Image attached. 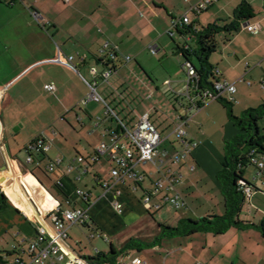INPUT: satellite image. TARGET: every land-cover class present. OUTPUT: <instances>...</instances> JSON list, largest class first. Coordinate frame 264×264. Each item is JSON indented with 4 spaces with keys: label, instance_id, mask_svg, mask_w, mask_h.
<instances>
[{
    "label": "crops",
    "instance_id": "0c3cea01",
    "mask_svg": "<svg viewBox=\"0 0 264 264\" xmlns=\"http://www.w3.org/2000/svg\"><path fill=\"white\" fill-rule=\"evenodd\" d=\"M199 1L0 0V191L8 199L7 207L0 215V242L4 247L0 254L9 259L19 254L26 257L37 228L42 226L51 231L52 214L82 207L84 203L77 190H83L91 201L85 208L89 220L94 222L93 229L102 237L107 230L99 202L105 203L112 213L115 198L123 204L122 213L116 212L121 216L115 217L117 221L113 229L107 231L112 237L110 246L119 251L128 239L133 238V233L137 234L140 245L121 253L117 261L135 264L134 260L141 258V264H229L230 259L231 264H236L237 259L239 264L250 263L256 255L254 237L262 235L258 228L242 230L232 227L219 236L198 232L190 236L164 237L159 225L153 222L159 215L163 221L161 224L176 226L184 217L200 218L224 213L221 185L217 180L223 159V150L219 147L222 141L236 134L237 129L228 117L221 125L220 145L213 141L209 129L215 114L221 110L219 100H211L189 113L186 128L189 137L198 141V146L180 164H168L172 171L182 174L181 181L175 184L170 194L179 193L186 202L184 207L175 209L167 204L150 210L145 207L143 195L153 189L156 181L164 178L153 164L136 166L144 177L134 189L135 184L130 181L111 180L112 164L108 156L92 158L96 145L101 141L109 142L112 131L119 130V123L108 119L101 105L82 103L89 92L88 81L82 75L84 70L90 75L91 83L97 82L98 91L127 125L133 126L142 114L148 112L166 138L161 148L170 154L180 149L172 131L174 114L182 112L181 104L186 103L182 95L186 87L185 62L177 70L160 68L154 65L149 54L157 59L173 60L170 54L185 59L175 49V41L181 46L195 47L196 39L194 35L179 33L174 23L181 22L186 13H192L189 14L191 23L200 30L211 24L228 27L236 20L238 7L242 4L252 7V16L241 20L238 30L224 27L215 34L217 47L210 54L209 62L219 74L213 75L211 81L235 84L237 91L234 95L228 92L222 95L235 102L232 106L235 114L237 106L243 113L264 103V0H216L199 14L190 12ZM34 9L40 11L41 19L33 17ZM166 35L173 42L166 40ZM57 38L61 47L57 46ZM151 45L156 48L155 53L151 52ZM113 52L116 57L110 59ZM59 56L62 60L72 56L76 70L56 62ZM109 65L113 66V73L105 80L102 73ZM93 67L97 69L95 74L92 73ZM246 79L259 84L263 91L252 88L253 83ZM46 84H54L55 91L46 90ZM39 91L48 92L55 98L58 108L53 109L52 117L55 122L59 120L67 125L62 131L55 127L39 130L23 147H19L18 138L27 126L26 121L31 122L30 111L37 103L41 104ZM211 107H214L213 111L208 112ZM41 109L42 106L37 109L39 114ZM56 113L62 117L57 119ZM39 114L36 111L37 119ZM91 127L94 133L88 134ZM41 134L49 148L28 161L29 145ZM82 134H85L84 138ZM55 145L58 153L52 152ZM68 145L71 150L66 149ZM21 151H24V159ZM81 155L86 159L83 163L78 160ZM58 158L61 162L55 171H48V164ZM102 162L108 167L105 172L100 167ZM191 164L195 165L193 170L189 168ZM256 171L254 185L258 189L245 200L242 211L246 209L249 213L245 221L260 224L264 208L255 200L258 197L264 201V182ZM84 175L95 176L93 189L80 186ZM58 180L62 181V186L57 185ZM103 181L111 183L110 190L105 191ZM199 182L208 185L209 193L205 196L211 207L207 210H201L195 202L201 197L196 187ZM116 191H120V195L116 196ZM221 207L223 211L220 212ZM125 230L131 231L130 236L116 242ZM68 237L63 244L65 249L83 258L98 251L106 252L97 241L92 243L95 247L92 253L78 250L77 241L71 242ZM6 244L9 248H5ZM66 263H69L67 258L62 264Z\"/></svg>",
    "mask_w": 264,
    "mask_h": 264
},
{
    "label": "built area",
    "instance_id": "2783aa9c",
    "mask_svg": "<svg viewBox=\"0 0 264 264\" xmlns=\"http://www.w3.org/2000/svg\"><path fill=\"white\" fill-rule=\"evenodd\" d=\"M215 1L216 0H200L190 8V12L199 14L208 9ZM32 14L37 20L43 17L37 9H34ZM180 21L181 22L175 21L174 26L182 22L190 24L191 19L189 13H186ZM250 28L252 29V27ZM150 49L152 53L156 52L154 46L151 45ZM115 57L116 53H111L110 59H114ZM72 58L73 57L70 56L67 60H62L59 56L55 61L64 64L70 69L76 70L75 65L72 63ZM129 58L130 57H128V59ZM183 67L186 73V87L182 95L186 103L181 104L182 112L177 111L174 114L172 135L175 138V142L179 144L180 149L173 154H170L167 149L161 148V144L166 138L151 120L150 113L146 112L142 114L133 126L127 125L121 120L107 99L98 91L97 82H87L89 92L82 100L83 104L94 102L101 105L107 118L119 123V130L112 131L110 141H101L98 143L92 155L93 159H99L102 155L108 156L112 164L110 175L113 182L130 181L135 184L134 189H136V185L140 184L144 177L136 168L138 164L146 165L151 163L164 175L163 179L155 182L152 190L146 191L143 195L142 201L149 210L154 207H161L162 204L170 205L175 209L186 205L185 200L179 193L170 194V191L175 189V184L181 181L182 174L172 171L168 166V162H171V164H180L181 161L192 152L193 148L197 146V142L188 137L186 129L189 113L198 110L201 105H205L211 100H217V98L221 97L225 92L234 95L237 91L234 83L222 80L213 82V91L210 89L203 90L198 84V76L193 65L185 61ZM112 68L113 66L109 65L102 73L105 80L113 73ZM92 73H97L96 67L92 68ZM213 73L214 75H218V69L213 70ZM45 89L54 92L56 87L54 84H46ZM93 133L94 128H89L88 134ZM48 148L49 145L45 138L42 134L39 135V137L35 138L29 145L30 155L28 161H32L35 154L46 152ZM78 160L80 163L86 161L85 157L82 155L78 157ZM60 162V158L50 162L47 166V170L54 172ZM255 163L258 166V173L262 176L264 182V156L257 161L255 160ZM189 168L193 170L195 165L191 164ZM240 183L242 184V182ZM57 185L62 186V181L58 180ZM102 186L105 191H108L111 188V183L109 181H103ZM256 188L258 189L257 186ZM256 188L251 186L242 188L244 190L245 200L257 190ZM163 189H166V193H163ZM77 194L82 199L89 198L88 193L83 190H77ZM115 195H120V191H116ZM113 207L117 213H122L123 204L117 198L113 201ZM88 220L89 216L84 207H74L61 211L59 214H52L50 216L52 230L48 231L42 226L37 228V235L29 243L28 249L26 250V257L19 254L9 259L4 256L0 258V264H5L7 261L10 262V264H62L66 258L69 260V263L66 264H90L88 259L66 250L63 245L67 240L69 228L74 224L81 225L87 223ZM134 263L141 264L142 259L136 258ZM117 264L124 263L123 261H118Z\"/></svg>",
    "mask_w": 264,
    "mask_h": 264
},
{
    "label": "trees",
    "instance_id": "16d2710c",
    "mask_svg": "<svg viewBox=\"0 0 264 264\" xmlns=\"http://www.w3.org/2000/svg\"><path fill=\"white\" fill-rule=\"evenodd\" d=\"M252 7L248 4H242L235 12L236 20L227 25L229 30H238L240 21L252 16ZM176 30L181 34L194 35L196 46L191 47L189 44L181 46L175 41V49L181 53L185 61L191 63L198 76V84L201 89H210L213 91V67L209 62V56L216 50L215 34L221 28L217 24H211L197 30L194 25L184 22L177 24ZM223 106L228 110V117L237 127L238 133L232 141L225 142L224 155L221 161V169L217 173V180L221 185V192L224 201V213L207 215L200 218H181L176 226L168 224H158L160 234L164 237L190 236L198 232L212 233L219 236L227 232L230 228L248 229L258 227L264 236V218L260 224L251 221H245L240 218L243 205L245 203V194L242 188L256 186L245 177V168L249 165L258 167L255 163L264 156V128L259 125V121L264 118V103L255 108L245 110L242 115H235L231 102L218 97ZM203 105H201L202 107ZM200 107V108H201ZM187 129V128H186ZM188 132V130H187ZM189 137V133H188ZM191 140L195 139L189 137ZM197 146H198V141ZM196 146V147H197ZM195 147V148H196ZM193 148V150L195 149ZM192 152L188 155H192ZM187 156V157H188ZM171 162H168V164ZM242 182V184L240 183ZM257 189V188H256ZM152 190V189H151ZM150 191V190H148ZM82 207L90 206V199L83 198ZM8 199L6 195L0 191V215L7 207ZM150 213V211L148 210ZM89 229H93L94 222L88 220L87 223L81 224ZM102 237V234H99ZM140 245L135 239H128L119 249L115 250L111 247L110 252L98 251L93 256H87L90 264H117V258L121 253L128 249L135 248ZM11 254L8 252V255Z\"/></svg>",
    "mask_w": 264,
    "mask_h": 264
},
{
    "label": "rangeland",
    "instance_id": "374dc122",
    "mask_svg": "<svg viewBox=\"0 0 264 264\" xmlns=\"http://www.w3.org/2000/svg\"><path fill=\"white\" fill-rule=\"evenodd\" d=\"M189 14L191 15L192 13H189ZM165 38H166V40L168 39L171 42H173L168 35H166ZM56 40H57V46L61 47V43L59 41V38H57ZM72 56L74 57V55H72ZM149 57L152 58L154 65H157L160 68H162V66L172 67L173 70L180 69L181 64L185 62L184 61L185 59L180 58L179 56H174L173 54H170V57L173 60H171V59L168 60V59H163V58L157 59L156 56L152 55V54H149ZM72 63L74 65H76L74 63V61ZM92 65H96V64L92 63ZM82 75L85 77L86 81L91 82L92 79L86 70L82 71ZM246 80L253 83L252 88L255 87L257 90L259 89V90L263 91V89H261L259 84H255L254 81H252L251 79H246ZM99 81H101V80H99ZM83 83H85V82H83ZM246 87L251 88L249 86H246ZM38 96H39V101H41V104L37 103L35 105V107L37 109L38 108L40 109L42 106L41 113L39 114L40 110L38 111L35 107L33 110L30 111V115H32L31 122L29 119H26L29 121H26L27 126H25V128H24L22 136H20L18 138V144H20L19 147H23L25 145L26 141H28L35 133L39 132V130L41 131V130L45 129L47 131V129H49L50 127H55L58 130L62 131L65 128V125H67L66 123L59 121V120L57 122H55L56 119H53V117H52V116H54L53 115V109L55 107L58 108V105L55 104V100H54L55 98H53L48 92H45V91H43V92L39 91ZM229 102H231V106H233L235 103L233 101H229ZM217 103H221V102L218 101ZM218 107L221 110H219V112H217L215 114L214 123H212L210 125L211 128L209 129L211 133L209 132V134H210V136H212L213 141H215V143L219 144V143H221L220 141L222 139L221 137H222V132H223L221 125L228 118V110L223 106L222 103ZM213 109H214V107H211L208 110V112L213 111ZM58 110L60 111L61 108L59 107ZM36 111L38 112L39 117H40L38 119L36 117L37 116ZM235 112H236V114L242 115V113H240V111H239L238 106H237V109H235ZM56 114H57V116H56L57 119H60L62 117V116H60V114H58V113H56ZM73 123L75 124V122H73ZM259 125L262 128H264V118L259 121ZM235 129H237L236 126H235ZM237 133H238V130H237ZM236 134L232 135L229 138H226L225 141H222L221 145L219 144L220 145L219 148H221L223 150L222 155H224L225 142L232 141ZM84 135L82 134L83 138H84ZM66 149L71 150L72 148H70L68 145V146H66ZM54 151L56 153H58L57 145L52 147V152L54 153ZM21 152L22 153L20 155H21L22 159H24L25 158L24 151H21ZM102 163L103 164L100 167H101L102 171L105 172L108 170V167L104 162H102ZM256 170H257V168L254 165H249L247 168H245V177L253 184H254V182H256L254 180L255 175H256L255 173L257 172ZM95 184H96V180H95L94 175H84L83 180L80 182V186H82L84 189H86V188L93 189V186ZM258 184H259V186L261 185L259 182H258ZM196 187L198 188L199 194L201 195L200 199L198 201H195V202H197L196 203L197 207L200 208L201 210L209 209L211 206H210V203L207 201V198L205 196V195H207V193H209L208 185L204 184V182H199ZM96 188H97V185H96ZM217 196L221 198L220 194H217ZM255 202L264 208V201H260L258 199V197H256ZM99 205H100V214L104 218V223H103L104 227L106 228L107 231L109 229H113V226L115 225L114 223L117 221V220H115V217L121 216V214L117 215L116 210L114 209L113 206H112L113 209L111 207V209L113 211V213H112L109 211V209L107 208V205L105 203L99 202ZM221 210L223 211L222 207L220 208V212H221ZM247 214H249V213L245 209L244 211H242L240 218L243 220H245V219L248 220L249 216ZM161 219H162L161 216L156 215L154 217V220H153L154 224L157 226L159 223H163V221H160ZM253 228H258V227H253ZM242 230H245V229H242ZM107 231L104 232L106 236L104 235L103 237H101L99 235V232L96 231L95 229H89L86 226H82L80 224H75V225H72L68 230V235H69L68 240L71 242H74V243L77 241L78 250L82 249L84 252L88 251V252L92 253L94 251L95 247L92 244L94 241H97L100 244V246H104L106 252H110V250H111L110 241L112 240V237L110 236V233H108ZM130 232H131L130 230H125L124 233L122 234V236L120 238L116 239L117 240L116 242L121 241L126 236L129 237ZM131 236H133V239H135L137 241V239H136L137 234L136 233H133V235H131ZM263 237L264 236H262V235L254 237V240L256 242V247L254 248L256 255L252 258V260L250 261L249 264H264V238ZM7 238H8V236H7ZM105 239H108V240H105ZM3 248L4 247H2V243L0 242V252L1 253L4 252ZM5 248H9L7 246V244H6ZM0 256L4 257L6 255L0 254ZM85 256H89V255H85ZM6 258H8V257L6 256ZM236 261H237L236 264H239L237 259H236ZM5 264H10V262L7 261V262H5ZM229 264H231L230 259H229Z\"/></svg>",
    "mask_w": 264,
    "mask_h": 264
},
{
    "label": "bare ground",
    "instance_id": "6f19581e",
    "mask_svg": "<svg viewBox=\"0 0 264 264\" xmlns=\"http://www.w3.org/2000/svg\"><path fill=\"white\" fill-rule=\"evenodd\" d=\"M24 210H26V207H23Z\"/></svg>",
    "mask_w": 264,
    "mask_h": 264
}]
</instances>
